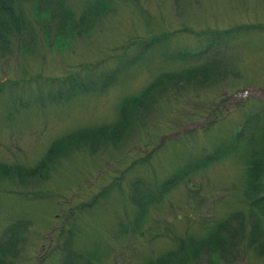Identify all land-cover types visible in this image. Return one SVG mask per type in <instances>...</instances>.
I'll use <instances>...</instances> for the list:
<instances>
[{"label": "rangeland", "instance_id": "rangeland-1", "mask_svg": "<svg viewBox=\"0 0 264 264\" xmlns=\"http://www.w3.org/2000/svg\"><path fill=\"white\" fill-rule=\"evenodd\" d=\"M58 1L62 32V13L48 18L42 10L34 20L21 2L29 25L7 52L0 50V163L31 167L57 137L113 123L119 100L139 94L160 72L205 62L206 81L179 83L178 93L159 97L145 125L133 126L114 146L66 152L36 182L0 179V236L10 223L27 225L11 264H62L65 247L86 257L95 249L89 264H140L175 249L179 239L204 237L210 223L232 213L249 223L243 151L249 131L242 125L252 126L256 120L245 119L259 114L257 134L264 123V0ZM210 29L229 32L208 34L216 44L206 49L207 37L197 35ZM161 32L170 33L168 41L160 36L141 49ZM181 50L187 59L165 55ZM218 149L226 153L192 167L135 222L132 182L152 191ZM110 185L90 209L79 207ZM249 228L232 242L235 256L225 254L217 264H264V250L256 242L248 247Z\"/></svg>", "mask_w": 264, "mask_h": 264}, {"label": "trees", "instance_id": "trees-1", "mask_svg": "<svg viewBox=\"0 0 264 264\" xmlns=\"http://www.w3.org/2000/svg\"><path fill=\"white\" fill-rule=\"evenodd\" d=\"M21 2H28L31 6V10L33 11L32 17L34 20L40 17L38 14L40 13L39 11L42 10L44 11V15H47L48 18H50L54 12L55 14L62 13L59 23L57 22L60 28L58 31L62 32V27H65L64 23H60L64 17L65 11L58 0H0L1 52H7L8 46L11 43V38H17L20 32L29 25L25 20V16H22L24 14V5L21 4ZM242 28L247 29L248 26L244 25ZM228 32L229 30L227 29H210L199 33L197 37L200 35L207 37V49L216 44L213 39L209 40L208 34L221 36L228 34ZM160 36L165 39L166 42L170 37V33L161 32L148 37V39L141 42V49L145 50L153 47L158 43L156 42L158 40L157 37ZM182 52L184 51L181 50V52H177L176 54H170L166 51L165 55H170L172 59L177 60L187 59L183 56L184 54H182ZM193 57L197 58V56H190L192 59ZM205 65L206 63L203 62L199 68L197 66L191 67L190 65L180 71H163L156 74L152 81L144 87L139 94L126 96L119 100L117 112L118 118L116 117V120L113 123L101 125L97 128L79 129L57 137L47 147L42 157L31 167H22L20 165L8 166L0 163V179H7L10 183L14 182V184L36 182L41 177L47 176V170L49 172L52 169L58 158H64L62 154L66 152L69 153L73 149H85L89 153H94L99 147L116 145L115 143H117L121 137L131 135L129 133H131L130 131L132 128L139 127L138 125H145V123L142 124L143 118L150 109L152 110V104L155 100H158L159 97H161V99L168 98L174 93H178L177 90L180 88L179 83H182L181 88H183L191 81L192 83H199L200 81L205 80ZM113 73L114 69L111 73L103 76L108 78V82H102L103 88L111 85L110 81L112 80L111 77ZM45 81L46 78L44 79V83ZM68 83L69 80L66 84ZM68 87L70 89L66 92L67 94L72 91L73 84L70 83ZM55 93L57 97H61L60 92L57 93L56 91ZM66 93L65 95H67ZM250 118L256 120L254 123L252 122V126H249V124L242 125L247 131H249L246 140L248 146L247 151L243 149L245 152L244 195L247 200H249L251 207V210L248 212V218L250 216L249 223L245 221L241 214L232 213L224 220L218 221L215 224L210 223L204 237L196 238L188 236L186 239H179L175 249L140 264H203V261L207 258L209 260L206 264H217L215 259L224 258L225 254L229 257L235 256L237 252L235 251L236 244L234 246L232 242H235L237 238L244 237L245 227L246 225L248 226V224L250 226V232L249 234H245V237L248 238V247H253L256 242L257 244H255L254 248L259 252L264 250V225H261L260 222V217H264V123H259L257 127L258 133L254 134L253 129L256 127L258 121L260 122L261 117L259 114H253L245 119V122H250ZM225 153L226 152L222 153L221 149L215 150L211 154L208 153L206 155L205 153V155L199 160L173 173L152 191L148 190V186L141 184L142 182L140 180L134 183L132 182V191H134L135 196V201L133 200V203L137 209L136 216H139H135V222L137 223L140 216L144 213L147 204H151L153 201H159L164 193L168 192L178 181H181L186 174L191 171L192 167H204L206 164L218 159ZM138 186L143 190H136ZM108 187H111V185L102 188V190L94 195L85 205L82 203L79 207L90 209L91 206L96 204L99 198H102L107 194L109 190ZM153 187L154 186H151V189H153ZM12 191L15 192L14 194H17V190H10L11 193ZM138 191H141V193H138ZM253 208L254 210H252ZM26 226L27 225L24 221H17L8 224L3 229L0 236V264H11L10 257H14L17 253L15 246L17 248V242L22 241L21 236L25 231ZM18 238L20 240H18ZM64 249L65 255L62 264H89L91 256L94 255L95 251V249H92L90 252L88 251V257H86V254H80L68 247H65ZM209 252L212 253V257L205 256ZM214 253H216L215 256ZM198 255L199 257H197ZM92 257L94 258L95 255ZM229 257L227 260H229ZM210 259L212 260L210 261Z\"/></svg>", "mask_w": 264, "mask_h": 264}]
</instances>
